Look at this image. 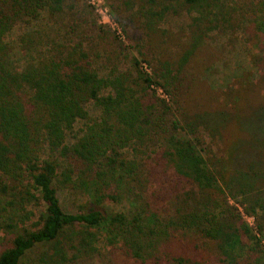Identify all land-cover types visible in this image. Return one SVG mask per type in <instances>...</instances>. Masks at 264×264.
I'll list each match as a JSON object with an SVG mask.
<instances>
[{"label":"trees","instance_id":"trees-1","mask_svg":"<svg viewBox=\"0 0 264 264\" xmlns=\"http://www.w3.org/2000/svg\"><path fill=\"white\" fill-rule=\"evenodd\" d=\"M112 7L122 29L128 8L143 31L148 72L135 58L125 62L121 44L103 48L106 25L87 17V2L0 0V213L35 199L23 176L44 206L35 229L4 218L0 264H18L40 244L48 245V264L73 263L90 253L97 227L140 264H264V54H249L260 66L256 82L243 71L235 86L212 93L199 87L203 68L192 72L197 48L189 47L213 29L208 20L229 16L219 0H120ZM184 12L186 45L168 55L151 50L166 21ZM34 22L55 28L45 38L36 30L19 36L25 47L39 36L45 48L16 70L2 36ZM57 190L82 199L76 211L62 209Z\"/></svg>","mask_w":264,"mask_h":264},{"label":"rangeland","instance_id":"rangeland-1","mask_svg":"<svg viewBox=\"0 0 264 264\" xmlns=\"http://www.w3.org/2000/svg\"><path fill=\"white\" fill-rule=\"evenodd\" d=\"M120 0H97L98 3L89 4L87 17L93 20L95 26H99L101 18L99 10H103L112 20L115 15L112 6H115ZM85 0H77V3H85ZM225 12H230L228 17H224L223 21L210 22L213 26L207 32L203 39L198 40L189 48H197L191 54L192 60L189 62L192 72L197 76L203 68L201 75L198 77V85L200 88L211 89L209 92L221 90L220 92L235 86L234 77L246 71V78L249 82L257 81V70L260 66L254 67L249 54L263 55L261 50L264 48V34L259 32V29H264V0H219ZM129 8V6H127ZM125 8L122 16V27L116 23L119 33L113 30L109 33V27L104 26L102 36L105 35V40L102 41L103 48H116V44H121L120 55L126 61L130 58H135L137 67L141 62H144L142 57H149L150 50L146 47H141L145 37L143 31L127 18L130 9ZM195 13H193V16ZM212 19L213 16H208ZM113 21V20H112ZM114 22V21H113ZM189 15L182 13L180 15L169 18L162 27L160 34V42L158 47H149L151 50H165V53H174L180 44L185 43L188 38ZM39 24L38 22L24 24H15L5 35L2 36L1 42L9 48V60L16 70H20L25 65L35 62L39 54L43 52L44 46L38 41L39 36H35L33 47H25L18 43L19 36H23L37 31V34L42 37L52 35L55 26ZM217 27V30H216ZM109 28V29H108ZM51 29V30H48ZM108 30V31H107ZM111 30V29H110ZM114 38H113V37ZM37 37V38H36ZM189 39V38H188ZM201 44V45H200ZM186 45V43H185ZM30 48V49H29ZM123 49V50H122ZM119 51V49H117ZM139 52L145 53L144 56L139 55ZM146 53L148 55H146ZM146 62V61H145ZM144 62V63H145ZM224 96L221 93L216 95V99L221 103ZM87 110L90 115L96 116L97 110L92 106L87 105ZM80 126V123L74 124V130ZM216 153H221L215 149ZM24 184L35 196V199L26 203L21 209L9 210L8 213H0V244L3 236H7L8 232L2 226L7 223L4 218H10L12 223L19 229H35L40 226L41 219L44 215V206L38 199V192L33 188L26 176L22 177ZM59 203L63 210L74 212L76 205L82 200L80 197L65 195V192L57 190ZM122 205L105 203V208L108 210H119ZM123 208V206H122ZM11 214V215H10ZM248 224L253 228V218L245 216ZM9 220V219H8ZM254 229V228H253ZM89 237L90 253L76 256L73 263L67 260L64 264H140L133 258L125 256L119 249V241L107 243L104 237V230L100 227L94 228ZM74 243H76L74 241ZM261 243L264 246V238H261ZM50 250L47 244L36 245L26 251L19 260L18 264H48L44 261L48 257ZM72 250L64 251V256L69 258ZM78 255V254H76ZM50 263V262H49ZM53 264V263H51Z\"/></svg>","mask_w":264,"mask_h":264},{"label":"built area","instance_id":"built-area-1","mask_svg":"<svg viewBox=\"0 0 264 264\" xmlns=\"http://www.w3.org/2000/svg\"><path fill=\"white\" fill-rule=\"evenodd\" d=\"M86 1H87V3L92 4V5L95 2L98 3L97 0H86ZM99 12H100V15H101V18L99 20V23L108 26L109 28H111L112 30H114L116 34L119 33V30H118V28L116 26V23L113 22L110 19V17L103 10H99ZM140 68L142 70L148 72L147 65L144 62H141ZM155 90H156L157 95H159L161 97H164V94L161 92L160 88L156 87Z\"/></svg>","mask_w":264,"mask_h":264}]
</instances>
